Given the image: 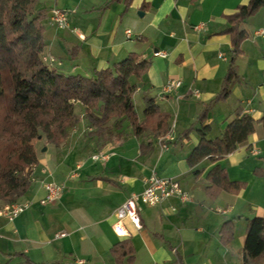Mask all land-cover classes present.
I'll list each match as a JSON object with an SVG mask.
<instances>
[{
  "label": "crops",
  "instance_id": "0c3cea01",
  "mask_svg": "<svg viewBox=\"0 0 264 264\" xmlns=\"http://www.w3.org/2000/svg\"><path fill=\"white\" fill-rule=\"evenodd\" d=\"M245 2L38 0V7L46 10L43 53L50 67L90 76L136 53L149 63L133 93L139 119L149 99L168 118L160 134L157 118L139 134L125 119L114 130L117 136L96 146L90 139L78 140L76 126L82 132L89 127L76 102L80 118L72 132L56 149L38 152L30 167L29 187L17 200L30 205L12 219L0 216V264H242L247 219L264 215V122L215 161L204 158L191 167L187 156L198 143L196 118L205 108L202 124L210 126V138L219 136L238 113L254 119L264 114V6L240 25L245 37L233 60L236 76L228 93L215 100L231 61L226 16ZM54 8L66 13L64 27L52 22ZM157 51L164 55H154ZM169 79L180 84L163 92ZM168 131L171 138L162 150L157 140ZM98 153L105 160L93 158ZM215 165L228 180L241 183L237 191L207 192L206 175ZM152 172L176 178L190 199L139 203L141 227L123 218L119 224L125 234H116V209L143 189ZM47 181L63 184V191L58 199L41 204ZM227 220L233 223V237L224 242L220 228Z\"/></svg>",
  "mask_w": 264,
  "mask_h": 264
},
{
  "label": "trees",
  "instance_id": "16d2710c",
  "mask_svg": "<svg viewBox=\"0 0 264 264\" xmlns=\"http://www.w3.org/2000/svg\"><path fill=\"white\" fill-rule=\"evenodd\" d=\"M37 4L38 0H0V207L17 201L29 187L30 167L38 161L33 141L44 139L53 149L64 142L68 130L80 118L75 111L76 102L82 105V119L89 127L87 137L96 146L110 140L125 119L135 134L146 130L156 118L162 125L155 129L156 132L166 131L168 115L160 112L152 100H147L142 120L133 104V93L139 80L145 78L148 61L136 53H129L112 65L93 71L90 76L64 73L50 67L43 58L45 28L42 18L46 10ZM262 6L264 0H246L226 16L229 26L225 32L231 36V61L221 94L215 100L228 93V84L236 76L233 60L245 37L240 25ZM205 112L206 108L196 118L200 123L196 128L198 143L187 156L191 167L204 158L215 161L232 152L247 140L256 123L264 122V114L254 119L238 113L219 136L210 138V126L202 124ZM191 128L192 125L187 131ZM206 178L210 195L218 190L234 192L241 186L240 182L228 180L225 170L218 165L208 171ZM232 228L231 220L222 224V241L233 237ZM116 248L114 252L118 253L119 247ZM262 262L264 215L247 219L242 247V264Z\"/></svg>",
  "mask_w": 264,
  "mask_h": 264
},
{
  "label": "built area",
  "instance_id": "2783aa9c",
  "mask_svg": "<svg viewBox=\"0 0 264 264\" xmlns=\"http://www.w3.org/2000/svg\"><path fill=\"white\" fill-rule=\"evenodd\" d=\"M51 20L57 27H64L66 25V13L61 10L54 8L51 11ZM128 34V31H127ZM154 55L163 56L164 53L157 51ZM44 60L47 59L46 56L43 57ZM180 84L179 79H169L163 85L162 91L167 92L172 87L178 86ZM170 131L162 136L158 137V145L160 149H167V144L164 142L166 139H170ZM252 153L256 154L259 152L256 148H251ZM93 158L105 160L106 156L104 153L94 154ZM79 167L77 164L76 168L69 174L70 177L75 176L76 171ZM63 184L47 181L44 183L45 194L40 198L39 202L45 204L47 202H52L61 196L63 191ZM177 198L180 202L188 201V193L181 187L179 181L174 177H158L153 172L145 179V185L139 193L131 194L115 211L117 222L114 224V231L118 235L125 234L119 221L123 218H128L131 223L136 227H141L140 218L137 212V206L139 203H143L149 206L161 204L164 200L168 198ZM30 205L29 201H14L12 203L3 204L0 207V216H5L8 219L16 217L19 213L24 211ZM219 211H221L219 209ZM63 233L58 234L61 236Z\"/></svg>",
  "mask_w": 264,
  "mask_h": 264
},
{
  "label": "rangeland",
  "instance_id": "374dc122",
  "mask_svg": "<svg viewBox=\"0 0 264 264\" xmlns=\"http://www.w3.org/2000/svg\"><path fill=\"white\" fill-rule=\"evenodd\" d=\"M4 101H6V98H4ZM77 128H76V132L77 133H79L80 132V135L78 136V140H83V138H87L88 139V137H87V130L85 129L83 132L82 131H80L81 130V125H79V127L78 126H76ZM70 131V129L68 130V132ZM70 132H72V131H70ZM76 132L75 133H73L72 134V139L74 140V136L76 135ZM75 134V135H74ZM113 136H117V133H115V132H113L112 133V137ZM34 142V144H35V147H36V149H37V152H43V151H45V150H47V147H49V146H47V143H46V141H44V139H41V140H34L33 141ZM42 147H44V150H41L42 149ZM1 263H3V262H1Z\"/></svg>",
  "mask_w": 264,
  "mask_h": 264
},
{
  "label": "water",
  "instance_id": "95a60500",
  "mask_svg": "<svg viewBox=\"0 0 264 264\" xmlns=\"http://www.w3.org/2000/svg\"><path fill=\"white\" fill-rule=\"evenodd\" d=\"M42 150H44V147H42Z\"/></svg>",
  "mask_w": 264,
  "mask_h": 264
}]
</instances>
